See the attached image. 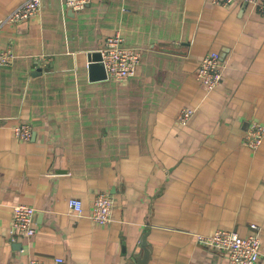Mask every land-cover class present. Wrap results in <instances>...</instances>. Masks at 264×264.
<instances>
[{
	"label": "crops",
	"instance_id": "obj_1",
	"mask_svg": "<svg viewBox=\"0 0 264 264\" xmlns=\"http://www.w3.org/2000/svg\"><path fill=\"white\" fill-rule=\"evenodd\" d=\"M25 1L0 0V21ZM42 1L33 19L0 25V52L16 54L0 68V264H139L144 237L147 264H229L197 234L247 236L252 224L264 264V143L244 144L252 121L264 125V12L214 0H92L79 12ZM116 34L141 52L137 74L94 80L93 56ZM213 52L229 71L207 93L197 70ZM184 107L197 111L182 126ZM20 124L29 140L15 135ZM100 193L115 200L107 224L90 217ZM20 203L37 210L32 238H11Z\"/></svg>",
	"mask_w": 264,
	"mask_h": 264
},
{
	"label": "built area",
	"instance_id": "obj_2",
	"mask_svg": "<svg viewBox=\"0 0 264 264\" xmlns=\"http://www.w3.org/2000/svg\"><path fill=\"white\" fill-rule=\"evenodd\" d=\"M92 0H65L66 7L79 12L86 9ZM216 4L229 6L236 2H244L254 9L264 12V0H214ZM42 0H26L22 5L13 10L8 17L0 21L5 23H21L38 16L42 10ZM102 63L110 80L126 82L136 76L141 64V52L136 47L128 46L124 38L116 34L110 36L101 49ZM16 54L11 49L0 52V68L11 65ZM229 65L225 58L218 52L208 54L203 58L197 70V80L207 93L220 86L228 74ZM196 108H184L178 115V122L187 125L196 114ZM15 135L22 140H29L32 128L28 124H20L14 128ZM264 143V125L259 121H252L244 137V144L251 150H258ZM70 209L78 216L83 215V203L78 198H71ZM114 197L109 193H100L94 200L91 219L100 224L112 221ZM36 208L32 205L20 203L14 206L11 226V238L18 235L32 238L36 235L35 227ZM252 233L242 236L237 231L217 229L211 234H197V243L209 249L223 252L229 258V264H258L262 257V240L260 227L252 224ZM57 264H65V259L56 257ZM29 264H48L45 260L31 258Z\"/></svg>",
	"mask_w": 264,
	"mask_h": 264
},
{
	"label": "water",
	"instance_id": "obj_3",
	"mask_svg": "<svg viewBox=\"0 0 264 264\" xmlns=\"http://www.w3.org/2000/svg\"><path fill=\"white\" fill-rule=\"evenodd\" d=\"M94 55L95 56H93L92 63L90 64V71L93 76V79L94 80L106 79L108 77L107 72L105 70L104 65L101 63L102 53L97 52ZM142 245L145 249H144V254L142 258L139 260V264H147L150 259V250L148 248V243L145 237H144V242L142 243Z\"/></svg>",
	"mask_w": 264,
	"mask_h": 264
},
{
	"label": "rangeland",
	"instance_id": "obj_4",
	"mask_svg": "<svg viewBox=\"0 0 264 264\" xmlns=\"http://www.w3.org/2000/svg\"><path fill=\"white\" fill-rule=\"evenodd\" d=\"M184 108H192V107H184ZM184 108H183V109H184ZM181 111H182V110H181ZM181 111H180V114H181ZM180 114H179V116H180Z\"/></svg>",
	"mask_w": 264,
	"mask_h": 264
}]
</instances>
